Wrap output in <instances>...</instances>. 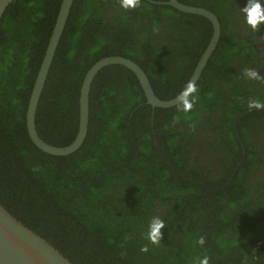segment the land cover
<instances>
[{
    "label": "trees",
    "instance_id": "trees-1",
    "mask_svg": "<svg viewBox=\"0 0 264 264\" xmlns=\"http://www.w3.org/2000/svg\"><path fill=\"white\" fill-rule=\"evenodd\" d=\"M179 1L221 25L191 109L152 108L131 70L105 66L87 136L65 156L37 148L25 122L61 0H13L0 20V203L73 264H264V26L243 22L246 0ZM212 31L203 16L149 0H74L37 107L39 136L72 142L82 79L105 56L130 58L160 99L175 97ZM154 218L164 222L156 244Z\"/></svg>",
    "mask_w": 264,
    "mask_h": 264
},
{
    "label": "water",
    "instance_id": "water-1",
    "mask_svg": "<svg viewBox=\"0 0 264 264\" xmlns=\"http://www.w3.org/2000/svg\"><path fill=\"white\" fill-rule=\"evenodd\" d=\"M13 0H0V20ZM74 0H61L59 10L55 19L53 29L51 31L42 61L36 74L30 97L27 104L25 122L28 135L33 144L51 155L65 156L77 151L83 144L89 124L90 113V89L92 82L99 72L105 66L118 64L125 66L131 70L137 77L146 102L152 108H167L175 106L180 101V95L187 90V85L192 83L196 85L208 59L215 50L221 34V25L214 12L201 6H194L180 2L179 0L152 1L156 4L169 5L175 9L203 16L212 24V35L205 47L202 55L196 64L193 73L181 90L175 97L163 100L154 92L151 83L145 71L130 58L121 55L105 56L94 62L86 71L79 91L78 98V128L75 138L65 146H55L44 141L38 134L35 126V117L39 100L56 52L60 38L63 34L70 10ZM0 264H73L65 257L57 248H55L44 237L37 234L28 226L18 220L0 203Z\"/></svg>",
    "mask_w": 264,
    "mask_h": 264
},
{
    "label": "clouds",
    "instance_id": "clouds-1",
    "mask_svg": "<svg viewBox=\"0 0 264 264\" xmlns=\"http://www.w3.org/2000/svg\"><path fill=\"white\" fill-rule=\"evenodd\" d=\"M138 4V0H120V6L124 9L135 7ZM240 15L243 18V22L253 31L260 29L264 26V0H246L243 7L240 8ZM244 75L248 79H259V75L254 69H246ZM196 92V86L192 83L187 85V90L183 91L180 95V101L184 110H189L192 107V102L188 100V96L191 93ZM164 226V222L159 218H154L150 225V231L148 238L153 244L159 243L162 237L160 229ZM203 241H201L202 243ZM146 248H142V251H146ZM204 264H207L205 261Z\"/></svg>",
    "mask_w": 264,
    "mask_h": 264
},
{
    "label": "flooded vegetation",
    "instance_id": "flooded-vegetation-1",
    "mask_svg": "<svg viewBox=\"0 0 264 264\" xmlns=\"http://www.w3.org/2000/svg\"><path fill=\"white\" fill-rule=\"evenodd\" d=\"M219 20V19H218ZM261 38L262 36H264V32L260 34ZM263 44V43H262ZM264 45V44H263ZM263 45H262V48H263ZM261 48V49H262ZM204 51V50H203ZM262 52L264 53V48L262 49ZM203 53V52H202ZM125 57V56H124ZM192 147V146H191ZM190 147V148H191ZM215 153V152H214ZM193 155L195 156H201V157H204V155L201 153V146L200 145H196L194 146V150H193ZM214 160L216 161V158H214Z\"/></svg>",
    "mask_w": 264,
    "mask_h": 264
}]
</instances>
